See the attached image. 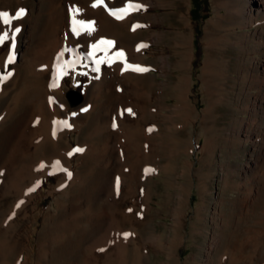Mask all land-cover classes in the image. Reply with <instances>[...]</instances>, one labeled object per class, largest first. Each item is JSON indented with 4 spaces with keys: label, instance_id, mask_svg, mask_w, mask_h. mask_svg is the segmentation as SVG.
Returning a JSON list of instances; mask_svg holds the SVG:
<instances>
[{
    "label": "rangeland",
    "instance_id": "1",
    "mask_svg": "<svg viewBox=\"0 0 264 264\" xmlns=\"http://www.w3.org/2000/svg\"><path fill=\"white\" fill-rule=\"evenodd\" d=\"M134 1L137 35L95 16L115 48L145 45L148 75L106 65L99 88L86 56L53 89L70 125L58 139L18 142L0 127V264H264V11L258 0ZM24 34L0 44V116L30 102L35 79L7 58ZM44 97L30 102L33 133L34 112L53 110ZM122 109L117 129L108 120Z\"/></svg>",
    "mask_w": 264,
    "mask_h": 264
},
{
    "label": "bare ground",
    "instance_id": "2",
    "mask_svg": "<svg viewBox=\"0 0 264 264\" xmlns=\"http://www.w3.org/2000/svg\"><path fill=\"white\" fill-rule=\"evenodd\" d=\"M37 1L38 3L35 4L33 3L34 0H0V11L14 14L19 8H24L26 10L24 16L20 19L13 20L10 25L0 22V33H9L6 42L23 36V31L25 32L22 41L23 50L20 51L15 46L7 52V58L10 55L12 58H17L20 62L18 67L22 66L25 68L28 73L27 75L35 79L30 85L31 89L26 95L31 104H35V102L39 100L42 101L44 95L45 97L49 95L48 103L50 107L53 108V110L51 109V114L47 113L43 105L34 112L33 116L36 115L38 117L37 119L35 117L36 120L34 119L36 124H34L35 129L37 128V130H34L35 132L37 131L36 133L30 131V127H28V121L32 119V117L29 118L30 102L27 103L25 108L20 105L17 108L18 110L16 109L17 111H7V115L2 114L0 116V127L4 123H7L4 127H8L11 124L9 136L11 139H16L18 142H21V140L31 141L32 137L35 136V140L41 143L47 138L56 140L62 135V129H66L69 122L67 120L62 122L58 117L57 105L59 98H57L56 92L54 95L53 89L58 91L56 89L62 88L65 75L70 72L77 62L82 61L84 57H89L98 69V78L96 77L98 80L96 81L98 82L99 88L102 84L106 65H115L114 67L119 68L118 70H121L125 75L131 78L140 79L144 74L148 75V70L138 71L135 67H131H147L139 61L142 59L140 55L144 53L145 45L137 40L135 42L133 41L134 44L132 45L131 43H127L126 40L122 43L120 48H115V43L118 39L117 33L104 35L102 28L107 24V20L104 19L105 21L99 25L98 19L95 16L96 9H103L106 14L112 16L114 24L118 25V27L123 26V24L131 23L129 29L132 33L137 35L141 32L140 25L136 21L135 23L133 21L132 25L131 20L132 17H134L133 13L135 8L129 7L130 3L137 5L136 1L118 0L121 3L115 5L111 4L109 0H102L97 6H93L96 0H50L51 9L48 12L49 17L46 19L44 29L47 34L45 36L42 35L43 38L47 39L44 42L41 41L42 43L38 45H34V35L38 32L37 30L40 27V22L44 13L43 4L48 0ZM258 3L264 11V0H258ZM75 9H79V12H74ZM113 12H115V14H113ZM118 16H122L123 18H117ZM50 19L52 21H50ZM76 21L92 22V30H87L86 27L75 23ZM136 25L139 26L134 29ZM73 27L77 28L79 34L73 32ZM16 28L20 30L15 32ZM137 37L138 36H136L135 39H137ZM102 40L112 41L114 43L111 45L99 43ZM93 45H97V48L94 49ZM141 45L144 46L141 47ZM121 51L123 52V56L117 55ZM107 54H110L109 57H106ZM133 56H135V60ZM17 75L18 73L12 78L13 81L18 77ZM40 84L42 85L41 89L38 88ZM53 84L57 86L52 87L51 85ZM5 93L6 89L1 88L0 98ZM110 96L111 95H109V97ZM119 112L120 113L117 115H114V118L108 120V123L112 122L116 125L115 127L117 129L122 128L124 119L129 115L128 109H122ZM6 132H8V130ZM1 138L3 139L2 132H0V139Z\"/></svg>",
    "mask_w": 264,
    "mask_h": 264
},
{
    "label": "snow or ice",
    "instance_id": "3",
    "mask_svg": "<svg viewBox=\"0 0 264 264\" xmlns=\"http://www.w3.org/2000/svg\"><path fill=\"white\" fill-rule=\"evenodd\" d=\"M102 0H96V3L93 5V6H97L99 3H101ZM129 7L130 8H135V9H139V8H143L144 6L143 5H134V4H129ZM25 9L24 8H19L18 10L15 11L14 14H10L6 11H0V22H3L4 24H11L13 20H17V19H20L22 16L25 15ZM126 11V10H125ZM74 12H79V9H75ZM113 14H115V12H113ZM117 18H123L122 16H118ZM75 23L81 25V26H84L87 28V30L91 31L92 30V22H85V21H76ZM139 25H136L134 26V29L135 27H138ZM20 29L19 28H16L15 29V32H18ZM73 32H76L77 34H79L78 30L76 27H73ZM9 37V33L8 32H2L0 33V44L4 43L6 39H8ZM99 43L103 44V43H106V44H113L114 42L112 41H100ZM144 45H141V47H143ZM93 48H97V45H93ZM91 55V54H90ZM117 55L119 56H123V52H119ZM12 60V56L10 55L8 57V62H10ZM131 67H135L136 70L138 71H147L148 69L146 68H141L140 66H131ZM98 70V69H97ZM11 73H9L8 75H10ZM7 77L6 76H0V79H6ZM52 87H56L57 85L56 84H53L51 85ZM86 110V109H85ZM128 111L130 112L131 109H128ZM116 125L113 124V127H115ZM70 127V125H69ZM74 151H83V149H74ZM69 155H72V153H69ZM59 163V162H57ZM69 176H71V173L69 172L68 173ZM119 181L117 180V185H118ZM31 191V190H30ZM125 235H128V234H125Z\"/></svg>",
    "mask_w": 264,
    "mask_h": 264
},
{
    "label": "water",
    "instance_id": "4",
    "mask_svg": "<svg viewBox=\"0 0 264 264\" xmlns=\"http://www.w3.org/2000/svg\"><path fill=\"white\" fill-rule=\"evenodd\" d=\"M67 96L70 98L72 103L79 102L82 99V97H83L82 93L79 90L75 89V88L69 89L67 91Z\"/></svg>",
    "mask_w": 264,
    "mask_h": 264
}]
</instances>
